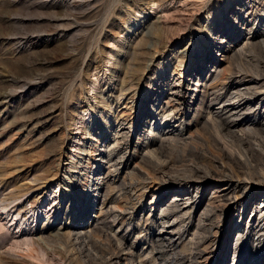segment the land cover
<instances>
[{
	"label": "rangeland",
	"instance_id": "rangeland-1",
	"mask_svg": "<svg viewBox=\"0 0 264 264\" xmlns=\"http://www.w3.org/2000/svg\"><path fill=\"white\" fill-rule=\"evenodd\" d=\"M238 5H246L242 19L246 15V28H253L249 35L245 30L243 38L257 42L264 28V0H0V205L15 200L7 210L28 226L25 230L32 231L33 240L46 251L34 259L12 250V238L21 227L3 217L0 264H83L85 259L88 264H112L108 260L115 251L106 237L111 230L98 234L101 238L95 235L100 239L88 247L91 252L77 255L73 253L78 243L68 254L59 242L44 245L38 231L43 227L51 237H65L79 224L77 219L72 221L74 210L82 208L79 217L86 214L92 198L101 201L104 193L108 205L124 198L130 170H114L116 160L105 162L101 153L126 139L132 152L138 141L136 129L156 111L159 99L169 100L176 90L183 108H196L201 71L205 73L213 61L221 62V41L242 30L235 12ZM252 52L255 60L262 59L256 47ZM237 61L233 64L242 63ZM192 117L189 112L187 121ZM162 119L159 116L157 122ZM115 120L125 121L119 128L125 132L123 140L110 136L107 126H115ZM176 150L167 151L166 157L179 161L182 152ZM135 163L130 162L131 167ZM186 163H177V168ZM65 173L70 177L68 187L62 184ZM158 173L154 171L153 183L148 180L151 187L133 213V227L142 230L148 242L159 232L153 222L159 211L151 204L174 192L169 178ZM114 177L119 183H113ZM257 186L250 184L241 196L249 203H260ZM242 202L230 214L232 225L243 220ZM149 213L150 221L145 223ZM258 216L257 210L252 217ZM96 227L102 230L101 225ZM143 246L140 242L139 250ZM224 259L217 250L208 264H225Z\"/></svg>",
	"mask_w": 264,
	"mask_h": 264
},
{
	"label": "bare ground",
	"instance_id": "bare-ground-1",
	"mask_svg": "<svg viewBox=\"0 0 264 264\" xmlns=\"http://www.w3.org/2000/svg\"><path fill=\"white\" fill-rule=\"evenodd\" d=\"M245 7L246 5H238L235 11L243 23L242 30H238L237 34L233 33L228 41L220 43L221 62L213 61L205 73L200 70V87L196 83L195 92L200 88L201 96L196 108H183L179 90L171 91L172 97L166 101L159 99L155 105L156 111L146 116L142 126L134 132L138 141L132 152L129 151L126 139L122 145L117 140L116 148L111 145L112 150L110 147V151L101 153V159L105 162L116 160L114 165L117 168L114 167V170H130L131 180L123 188L124 198L122 196V199L111 205H108L111 202H105L104 193L100 195L101 201L97 197L92 198L91 204L84 210L86 214L79 217L78 212L82 208L74 210L72 221L77 219L79 224H76L74 230L70 229L65 237H51L47 228L40 227L38 234L44 245L59 242L64 245L62 248L66 249V253L71 254L77 248L75 243H78V250L73 253L77 255L87 252L88 247H92L101 238L98 234L102 231L111 230V235L106 234V237L111 238L110 243L113 242L114 258L108 260L112 264H208L217 250L223 253L225 264H264V28L257 34L255 40H259L255 44L251 38H243L245 30L249 35L253 29L246 28V15L245 21L242 19L241 12ZM251 10L247 9L246 14ZM254 47L262 55L261 60H255L251 54L254 53ZM237 60L242 63L234 65ZM220 63H226L227 66L222 67ZM187 87L189 90L190 85ZM189 112L193 113V117L187 121ZM159 116L163 119L157 122ZM114 122L115 126H107L110 136L115 140L119 136L123 140L125 132H121L119 128L125 125V121ZM148 127L149 134L144 139ZM128 128H133L132 123ZM176 148L182 152L178 157L179 161L173 156L166 157L169 155L166 154L167 151ZM172 152L174 154L175 150ZM188 161L189 164L186 163ZM130 162H136L134 167H131ZM177 163L186 164L177 168ZM154 171L169 178L167 182L173 185L174 192H169L168 196L151 204L157 205L159 211L153 221L158 225L159 232L148 242L142 235L143 231L138 232L133 227V213L140 207L151 187L148 180H157ZM68 179L70 177L65 173L63 187H68ZM117 182L119 183L118 177H114L113 183ZM254 182L258 185L256 188L260 189L257 194L260 197L258 204L253 201L249 203L240 193ZM243 199L246 210L243 220L232 225L230 214L235 213L237 203ZM14 201L0 205V219L10 218L12 224L24 228H17L20 234L13 236L12 250L40 259L39 254L45 255L46 252L42 245L33 240L32 231L25 230L28 226L20 223L18 216H13L10 209L7 210ZM166 201L168 203L164 204ZM180 201L185 205L182 203L181 206ZM163 204L164 207L160 208ZM93 207L98 208L92 210ZM257 210L259 216L252 217ZM125 215L129 217L125 218ZM227 215H230L228 219ZM169 217L174 219L170 222ZM144 219L145 223L150 221V213ZM189 224L191 228L188 227ZM96 225H101L102 230ZM112 227L116 231H112ZM210 233L212 238L206 237ZM95 235L100 238L96 239ZM219 236L222 238L220 241L217 240ZM140 242L144 245L141 250L138 248ZM85 260L81 262L88 264ZM100 262L103 263L102 260Z\"/></svg>",
	"mask_w": 264,
	"mask_h": 264
}]
</instances>
